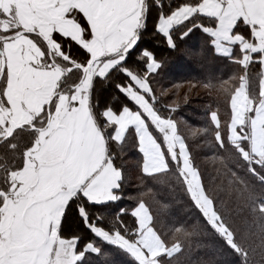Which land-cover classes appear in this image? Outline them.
Returning a JSON list of instances; mask_svg holds the SVG:
<instances>
[{"label": "snow or ice", "instance_id": "6c2138e0", "mask_svg": "<svg viewBox=\"0 0 264 264\" xmlns=\"http://www.w3.org/2000/svg\"><path fill=\"white\" fill-rule=\"evenodd\" d=\"M197 34L236 70L162 84ZM221 261L264 264V0H0V264Z\"/></svg>", "mask_w": 264, "mask_h": 264}, {"label": "trees", "instance_id": "16d2710c", "mask_svg": "<svg viewBox=\"0 0 264 264\" xmlns=\"http://www.w3.org/2000/svg\"><path fill=\"white\" fill-rule=\"evenodd\" d=\"M204 44L203 38L197 34L182 47L180 52L170 53L166 49L161 48L158 51V57L164 60L163 75L164 79L162 84L168 85L173 80H203L206 78L215 79L218 74L224 76L229 75L232 71L236 70L234 65L225 64L216 60L210 55H201L198 50ZM187 85H185V88ZM255 87L258 91V79L255 81ZM185 89L180 90V97L178 102L181 104L180 114L184 116L192 124H204L205 118V106L211 103L213 107L219 106L221 109L222 118L227 108L226 98L223 95H208L207 90L203 88L194 89L189 94V101L187 104L183 103V93ZM131 155V153H130ZM135 191V189H131ZM163 199V197H161ZM172 213L177 216H182V210L179 205H174L171 209ZM207 253L203 251H194L192 253V260L195 261L199 257L204 256L207 258ZM225 260L231 259L230 257L223 258ZM223 264V261H221Z\"/></svg>", "mask_w": 264, "mask_h": 264}]
</instances>
